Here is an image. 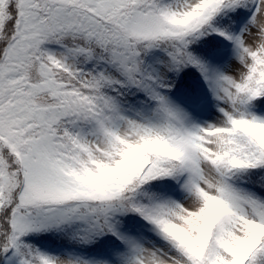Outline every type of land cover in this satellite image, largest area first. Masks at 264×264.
Wrapping results in <instances>:
<instances>
[{"label":"snow or ice","instance_id":"6c2138e0","mask_svg":"<svg viewBox=\"0 0 264 264\" xmlns=\"http://www.w3.org/2000/svg\"><path fill=\"white\" fill-rule=\"evenodd\" d=\"M0 264H264V0H0Z\"/></svg>","mask_w":264,"mask_h":264}]
</instances>
